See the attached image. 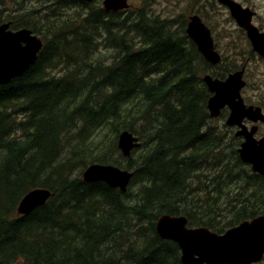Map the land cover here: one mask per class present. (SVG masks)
<instances>
[{"label": "trees", "instance_id": "obj_1", "mask_svg": "<svg viewBox=\"0 0 264 264\" xmlns=\"http://www.w3.org/2000/svg\"><path fill=\"white\" fill-rule=\"evenodd\" d=\"M80 2L21 3L0 14V25L44 36L35 64L0 85V264H182L178 244L157 233L161 216L224 234L264 215V177L242 162L243 140L234 133L230 146L222 132L234 129L212 125L229 111L212 119L208 110L203 76L225 79L236 68L208 63L187 22L180 35L145 9L131 19L98 11L81 29L64 17ZM38 17L52 37L30 22ZM123 131L143 142L135 158L118 148ZM94 164L133 172L128 191L85 181ZM38 188L52 197L19 215Z\"/></svg>", "mask_w": 264, "mask_h": 264}, {"label": "water", "instance_id": "obj_2", "mask_svg": "<svg viewBox=\"0 0 264 264\" xmlns=\"http://www.w3.org/2000/svg\"><path fill=\"white\" fill-rule=\"evenodd\" d=\"M127 1L106 0L105 8L117 12L128 7ZM219 1L230 8L238 25L247 31L254 50L264 55L261 50L264 37L251 24L248 10L233 0ZM186 32L207 62L214 66L221 63L222 56L215 50L211 30L198 16L190 18ZM43 46V40L32 30L13 31L11 23L0 25V85L9 84L24 75L37 61ZM244 75L245 68L224 80L205 75L204 82L212 94L208 110L212 119L219 118L223 110H229L226 125L238 128L236 136L243 139L238 150L242 162L264 177V137L256 139L258 123H264V113L260 107L245 104L242 97V90L246 87ZM246 121L254 123V126L248 128ZM140 146L139 138L133 133L123 131L119 135L118 147L125 158H130L133 150ZM132 176L119 167L99 164L91 165L83 174L87 182H104L123 193L128 191ZM51 197L52 193L47 189L30 191L21 200L18 214L25 216L32 213ZM188 224L184 216L163 215L156 225L157 233L163 240L178 244L182 264H258L264 259V215L245 221L224 234L206 227L190 228Z\"/></svg>", "mask_w": 264, "mask_h": 264}, {"label": "rangeland", "instance_id": "obj_3", "mask_svg": "<svg viewBox=\"0 0 264 264\" xmlns=\"http://www.w3.org/2000/svg\"><path fill=\"white\" fill-rule=\"evenodd\" d=\"M41 1L42 0H0V14L3 15L4 19H7L9 14L13 13V11L19 7V4L23 3L26 5L32 6V4L35 3L38 6ZM80 1L84 2L85 4L80 2V5L82 7L67 10L66 15L64 17L72 18L73 20H76L77 24L75 26L77 27L80 26L81 29L86 27V29L89 30L90 24L93 22L94 17L95 16L97 17L98 5L96 4L87 5L88 1H84V0H80ZM253 2L256 4H261V3H264V0H253ZM196 7H197L196 0H139V2H137L136 8L133 9L132 12H130L124 18L131 19L133 16L136 15V13H138L137 11L145 9L149 12V15L151 16H159L161 20L174 22L172 30L175 31L177 34L183 35L182 34L183 24L184 22H187L186 23V28H187L189 18L193 15H196L195 14ZM224 17H227L226 13H224L223 17H219V21L221 22V25H219L215 29V31H218V32L225 31V32L232 34V36L228 37L227 39L221 38L220 40H218L219 48L222 51L223 57H224L223 65H228L226 68H224V70L233 69V68L238 69L242 65V61L245 60V57H244L245 52H246L245 42H244L243 37L239 35L237 31V26H234L232 22L231 23L223 22L222 19ZM227 19L229 18L227 17ZM17 22L19 23V21ZM30 22L36 25L37 28H39V30H41L43 33L48 34L50 37H52V35L49 33L50 31H49L48 26L50 25V23L47 20V18L38 17V21L36 24H35V19ZM5 23H8V22H5ZM186 28H185V31H186ZM38 37L44 40V36H38ZM104 51H105L104 54L108 57H110L113 53H115V50L112 48L104 50ZM64 66H66V64L58 66L56 69L53 70V72L61 71L62 67ZM263 67L264 66L262 64H257V62H255L254 73L251 74V80H252L253 85L247 86L244 89L242 95L247 104L259 106L264 110V82L261 81L262 74L260 73V72H264ZM133 104L139 106V108H143L145 106L144 100H140L139 98H136L133 101ZM223 123L225 122L223 120L222 121L220 120L218 122H214L212 125L213 127H222ZM259 126H260V131L257 135L258 139L264 136V125L259 124ZM234 133H236V129H234L233 132L231 130H227V131L223 130L222 132V135L227 138L231 136L230 141H229L230 146H233V142H231V139ZM109 136H110V132H109ZM94 139H96V137ZM110 140L111 139H109L108 142H109V145L112 146V142H110ZM140 143L142 144L143 142L140 141ZM135 149H138V148H135ZM140 152H141V148H139L138 151L135 153L132 152L133 155H131V157L135 158L137 153L139 154ZM65 155L66 154L62 152V157H64ZM50 158L53 161L54 157H50ZM34 164L35 166H40V163L38 161H35ZM122 170H126V169H122ZM26 181L27 179H24L22 181L21 186H19L16 189L15 193L24 186ZM228 229L230 228H227L225 231H227ZM259 264H264V259Z\"/></svg>", "mask_w": 264, "mask_h": 264}, {"label": "flooded vegetation", "instance_id": "obj_4", "mask_svg": "<svg viewBox=\"0 0 264 264\" xmlns=\"http://www.w3.org/2000/svg\"><path fill=\"white\" fill-rule=\"evenodd\" d=\"M105 1L106 0H93L92 2H88V4L98 5V8H97L98 11H102V14H104V15L106 13H108L109 19L111 17H120V16L125 17V16H127L130 12H132L133 9L136 8L137 2H139V0H128L127 1V5H128L127 8L121 9V10L115 12V11L106 10ZM233 1L237 2L244 9L248 10L249 15H250V19H251V24L253 25V27H255L257 29V32L261 35V37L262 36L264 37V3L256 4L253 2V0H233ZM196 6L197 7H196V13L195 14L211 30L215 50L222 56V59L224 57H223L222 51L219 48L218 40H220L221 38L227 39L228 37H231L232 34L225 32V31H219V32L215 31V29L219 25H221V22L219 21V17H223L224 13H226L227 17L229 19H227V17H224L222 19V21L226 22V23L232 22V24L234 26H237V31H238L239 35L241 37H243V39H244L245 46H246V52H245V56H244L245 60L242 61V65L238 69H235L232 73L237 72V70H240L241 68H245L244 79L246 81V87L253 85L252 80H251V74L254 73L255 62H257V64H262L264 66V55H262V54H260L254 50L253 44H252V42L248 36L247 31L245 29H242L239 27L236 20L232 17V13H231L230 8L227 5L220 3L219 0H196ZM112 13H114V14H112ZM261 50L264 52V40H263V44L261 46ZM263 70H264V67H263ZM260 73L262 74L261 81L264 82V72H260ZM244 102H245V100H244ZM245 104L247 106L259 107L256 105L247 104L246 102H245ZM262 111L264 112L263 109H262ZM259 124H263V123H258L259 129L256 133V138H257V135L260 131ZM246 125L250 129L254 126V124L252 122H249V121H246ZM262 137H264V136H262ZM261 138H259V139H261Z\"/></svg>", "mask_w": 264, "mask_h": 264}, {"label": "bare ground", "instance_id": "obj_5", "mask_svg": "<svg viewBox=\"0 0 264 264\" xmlns=\"http://www.w3.org/2000/svg\"><path fill=\"white\" fill-rule=\"evenodd\" d=\"M125 171H128V170H125ZM128 172H130L134 176V173L133 172H131V171H128ZM133 176H132V178H133ZM132 178H131V180H132Z\"/></svg>", "mask_w": 264, "mask_h": 264}]
</instances>
